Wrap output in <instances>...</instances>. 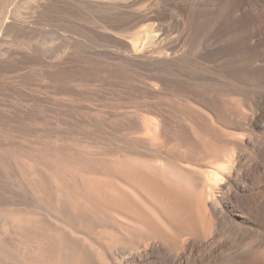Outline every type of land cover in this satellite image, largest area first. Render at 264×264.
Returning <instances> with one entry per match:
<instances>
[{
  "label": "rangeland",
  "instance_id": "1",
  "mask_svg": "<svg viewBox=\"0 0 264 264\" xmlns=\"http://www.w3.org/2000/svg\"><path fill=\"white\" fill-rule=\"evenodd\" d=\"M122 156L186 174L198 230L125 183L128 211L44 209L42 159ZM44 225L82 264H264V0H0V264L34 263Z\"/></svg>",
  "mask_w": 264,
  "mask_h": 264
},
{
  "label": "bare ground",
  "instance_id": "2",
  "mask_svg": "<svg viewBox=\"0 0 264 264\" xmlns=\"http://www.w3.org/2000/svg\"><path fill=\"white\" fill-rule=\"evenodd\" d=\"M130 158L131 157L128 158V156L127 157L124 156L123 158L114 157L109 161L100 160L99 162L97 161L98 162L97 164H94L95 163L94 162L93 165H95V166H92L93 168H91L89 170L80 169L78 167H73L71 165H69L67 167V164H70V163L67 162V164H66L63 161L58 160L57 158L45 159V160L42 159L41 162L47 170L46 175L45 174L40 175V181L43 182V184L46 183V184H44V186L46 187L45 188L46 203L44 204L42 202L44 204V209L48 211L51 208H53V209L56 208L55 211L57 210L59 212L60 208H68V210H70L72 213H75V215L78 212L79 213L83 212L84 215L86 213H88L89 217H91L95 211H98V212H103L104 210L107 212H111L113 210H121V211L126 210V211H128L126 208H127L128 204H131V202L125 196L124 190L119 187V186H121L120 183H125L128 185L129 184L133 185L136 188H138V190L141 191L148 198V200L150 202H152L155 206H156V192L160 193L163 196L166 195V198L168 196H170V197L176 199V203L178 201L180 202L179 205L182 206L181 208H184L189 212H193V213L197 214V215L196 214H188L189 217H191V219L189 218V220H191V222L188 220V222L185 224L186 229L188 228L190 231H192V230L197 231L198 225H196L195 221L200 217L199 213H201V212L198 211L196 207L194 209H192L193 206H191V204L194 203V199H191L192 198L191 191L187 190V188L185 189L182 186L183 183H182V185L180 183L182 180L185 179L186 174L182 173L181 171L178 172L179 170L177 171L175 168L172 167L171 174H175V176L172 178H175L176 176L178 178V179L175 178L176 180H174V179L170 178L168 173L165 174V173H162L159 170H157L156 166H154L153 164L151 165L150 163L140 162V164H141V165L139 164L141 166L140 167L137 162L131 163L130 161H134V160H132ZM174 169L176 171H173ZM182 182H185V181H182ZM117 183H119V185H117ZM172 201L175 202V200H172ZM162 203H163V201H162ZM179 205H176V206H179ZM135 207H136V205H135ZM133 208H134V205H133ZM133 208H131V209H133ZM8 209H12V208H8ZM135 209L130 210V214ZM137 209L140 211V208H137ZM137 209L135 211L136 213L139 212V211H137ZM144 209H146V208H144ZM144 209H143V211H144ZM5 210H7V209H5ZM92 210H93V213L91 212ZM100 210H102V211H100ZM7 211H9V210H7ZM143 211L141 214L144 213ZM98 212H95V213H98ZM107 212H105V213H107ZM135 212H133V215ZM112 213H114V212H112ZM139 214H140V212H139ZM34 215L35 214L31 211L30 212L25 211L24 213L23 212L18 213L17 215L8 214V218L10 220L11 226L17 227V229L23 228V227L24 228L26 227V229H27V225H29V224L34 225L33 224V219H34L33 216ZM79 215H77V216H79ZM81 215H83V214L81 213ZM137 215H138V213H137ZM137 215L135 214L134 216H137ZM86 216H88V215H86ZM97 216L92 217L91 220L93 218H97ZM80 217H83V216H80ZM201 218L202 217H200L199 219H201ZM84 219H85V216H84ZM86 219H88V217ZM71 220L63 221L61 219V221L67 223L70 228H74V224ZM96 220L97 219H95V221ZM76 221L78 222V220H76ZM102 221L105 222L104 220H102ZM106 221H108V220H106ZM99 223H100V221H99ZM198 223H200V220L198 221ZM151 224H152L151 226H154V227L156 226V223L155 224L151 223ZM50 225L49 226L47 225L49 227L48 230L50 231V229H52L53 231H51V233L48 232V235L45 238H41L39 240L42 242H41V245H39L37 247V252L35 253L36 258L33 261L31 260L30 262L31 263L34 262L32 264H35V263H37V264H82L79 262V259L83 260L81 258L85 257L86 254H85V250L83 251L82 250L83 248L79 247L78 240L75 238H71L69 235L65 234L64 232L60 231L59 229H56V227L54 228L52 226L54 229L52 227L50 228ZM103 225H104V223H103ZM35 226H33L34 229H35ZM37 226H36V230L40 231V228H38ZM44 226L47 227L46 225H44ZM78 226H79V224H78ZM78 226L76 227L77 229L74 228V230L78 231ZM31 227L32 226H30V228ZM101 227H104V226H101ZM135 229L136 228H134L133 230L135 231ZM153 229L156 230V227L152 228V230ZM152 230H150L149 232H151ZM155 230H153V231H155ZM42 234H44V232ZM37 235L38 234H36V236ZM155 235H156V233H155ZM38 237H39V235H38ZM73 237H74V234H73ZM77 238L80 239L78 236H77ZM119 242H121V241H119ZM28 244H29V242H28ZM30 247H32L31 244H30ZM88 254H89V252H88ZM30 258L33 259L32 256ZM85 259H87V257L84 258V260ZM87 260L89 261V257ZM3 261L4 260H2V262ZM3 263L5 264V262H3ZM16 263L19 264L20 262L19 263L16 262Z\"/></svg>",
  "mask_w": 264,
  "mask_h": 264
}]
</instances>
